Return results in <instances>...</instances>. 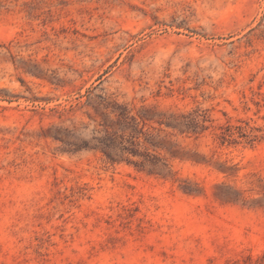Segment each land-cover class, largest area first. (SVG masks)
<instances>
[{
	"label": "rangeland",
	"instance_id": "374dc122",
	"mask_svg": "<svg viewBox=\"0 0 264 264\" xmlns=\"http://www.w3.org/2000/svg\"><path fill=\"white\" fill-rule=\"evenodd\" d=\"M0 264H264V0H0Z\"/></svg>",
	"mask_w": 264,
	"mask_h": 264
}]
</instances>
